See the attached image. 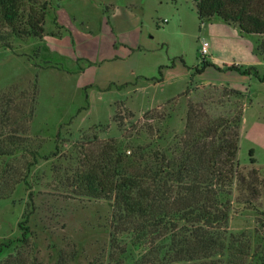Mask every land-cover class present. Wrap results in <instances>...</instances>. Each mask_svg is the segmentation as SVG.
<instances>
[{"label":"rangeland","instance_id":"obj_1","mask_svg":"<svg viewBox=\"0 0 264 264\" xmlns=\"http://www.w3.org/2000/svg\"><path fill=\"white\" fill-rule=\"evenodd\" d=\"M59 2L74 16L76 23L90 32L101 28L102 15L111 13L113 8L127 10L130 19L142 27L141 44L146 50L137 54L136 66L144 77H135L133 84L118 92L100 90L101 94H97L85 88V105L82 100L80 106H69L67 97L71 93L67 88L76 78L71 81L66 74L46 72L40 67L50 61L53 66L72 72L71 66L53 58L38 57L37 60L26 50L37 38L17 36L11 28L0 25L3 36L0 39V98L14 92L13 105L21 107L27 103V113L36 86L33 117L23 119L28 129L25 134L28 148L33 155L19 154L9 160L8 166H13L16 174L10 179L21 180V175L26 174V162H32L34 152L37 153V162L30 167L26 182L19 181L9 198L0 200V264H109L111 204L82 196L76 188L77 175L84 169L86 156H95L109 140L128 155V147H142L157 139L158 130L164 138L160 142L166 141L163 145H169L173 136L183 135L188 105L199 114L207 113L213 120L224 118L230 103L239 101L224 94V88L243 95L240 99L243 109L236 155L239 175L229 195L221 196V202L229 201L226 208L229 219L225 226H219V231L226 245L231 242V254L236 262L259 264L264 258V62L256 67L257 76L253 73L230 76L214 70H206L199 76L195 70L203 58L200 45L208 37L192 0ZM57 3V0L41 1L45 17ZM257 39L256 43L262 38ZM5 45L10 48H4ZM80 66L87 71L80 76L84 84L92 68L88 61L80 62ZM171 66L168 72L166 68ZM159 70L162 75L171 73L172 77L159 82ZM207 78L230 88L199 83ZM186 91L187 95L181 96ZM20 93L26 96L21 97ZM161 102L164 103L158 105ZM203 104L206 106L200 107ZM81 106L76 117L61 120L63 109L76 114ZM147 112L164 115L166 119H144ZM251 159L255 162L251 163ZM4 168L0 164V172ZM252 174L258 181L254 186L256 194L250 186ZM242 178L244 183L240 182ZM32 209L28 230L23 236L19 223L23 214ZM183 226L179 229L183 233L187 234V229L195 230L190 225ZM203 231L211 229L203 228ZM131 240L132 235L122 236L126 249L124 264H133L142 251ZM168 243V238L153 240V245L159 247ZM243 251L245 254H241Z\"/></svg>","mask_w":264,"mask_h":264},{"label":"trees","instance_id":"obj_2","mask_svg":"<svg viewBox=\"0 0 264 264\" xmlns=\"http://www.w3.org/2000/svg\"><path fill=\"white\" fill-rule=\"evenodd\" d=\"M41 1L0 0V25L11 28L17 36L40 38L45 17ZM192 1L200 22L216 17L238 27L243 35L262 38L256 43L254 53L264 61V0ZM2 37L0 34V39ZM207 67L221 71L204 58L195 71L201 74ZM224 69L240 75L253 73L257 76L253 67L241 69L232 64ZM159 75L158 81L162 77L160 70ZM126 85L111 84L108 89L113 86L120 89ZM222 91L239 99L230 103L227 116L213 120L207 113L199 114L188 105L183 135L173 136L169 145H163L166 141L160 142L164 138L158 130L157 139H154L153 132L151 143L128 147V155L109 140L95 156H86L84 169L77 175L76 188L82 196L103 199L111 204L109 264H124L122 258L126 249L122 243L123 235H132V245L142 250L133 264H239L231 254V242L225 244L226 239L219 226H225L229 219L226 210L229 201L221 202V196L229 195L233 181L239 175L236 155L243 109L240 99L243 95L233 89L224 88ZM33 94V103L27 113V103L21 107L13 105L14 92L0 98V164L6 168L0 172V200L9 198L19 181L26 182L30 167L37 162V153L34 152L32 162L25 164L26 174L21 175V180L10 179L16 174L12 171L13 166H8L9 160H14L19 154H32L25 137L28 129L23 119L33 117L35 85ZM184 95L187 91L181 96ZM20 96L25 97L26 94L20 93ZM171 102L174 100L167 104ZM205 106L200 105L202 108ZM143 118L166 119L164 115H154L153 112L145 113ZM250 162L255 161L251 159ZM250 176L252 193L256 194L254 186L258 181L255 174ZM240 182L244 183L245 179ZM32 212L33 209L25 212L19 223L23 236L28 230ZM183 225L195 227V230L187 229V234L183 233L179 231ZM203 228L211 231L204 232ZM156 238H168L169 243L164 247L155 246L153 240ZM259 264H264V258Z\"/></svg>","mask_w":264,"mask_h":264},{"label":"crops","instance_id":"obj_3","mask_svg":"<svg viewBox=\"0 0 264 264\" xmlns=\"http://www.w3.org/2000/svg\"><path fill=\"white\" fill-rule=\"evenodd\" d=\"M101 19V28L90 32L88 28L76 23L74 16L58 2L51 8L50 14L45 17L42 36L35 40L37 42L27 46L26 50L33 53L37 60L38 57L53 58L59 61L64 60L71 66L72 72L53 66L50 61H45L44 66L40 67L46 72L66 74L71 78V81L76 78L75 82L67 88L71 93L67 97L69 106H80L82 100L85 105L86 99L83 93L85 88L95 91L97 94H101L100 90L118 92L116 86L128 84L122 87L125 89L133 84L132 81L135 77H144L136 66L137 54L146 50L141 44L142 27L140 24L132 21L129 12L125 9L113 8L111 13L102 15ZM201 24L208 37L202 40V42L208 43V54L205 60L221 68V71L207 67L201 74H198L199 76L202 77L206 70L228 73L230 76L234 74L241 76L235 71L225 70L224 67L234 64L241 69L250 67L256 69L264 62L254 53L258 40L255 35H243L238 27L228 25L216 17L203 21ZM86 61L89 62L92 69L89 73L90 77L86 78L82 84L80 76L83 77L87 71L81 69L80 62ZM171 69L172 66L166 68L168 72ZM168 72L162 75L159 82L164 83L172 77V74H168ZM210 81L211 79L207 78L199 83L223 85L230 88L228 85ZM111 84L116 86L108 89ZM83 106L77 110L76 114L74 113L75 115L71 110L63 109L61 120L76 117Z\"/></svg>","mask_w":264,"mask_h":264},{"label":"built area","instance_id":"obj_4","mask_svg":"<svg viewBox=\"0 0 264 264\" xmlns=\"http://www.w3.org/2000/svg\"><path fill=\"white\" fill-rule=\"evenodd\" d=\"M200 52L202 57L205 59L206 55L208 54V43L202 42L200 45Z\"/></svg>","mask_w":264,"mask_h":264}]
</instances>
